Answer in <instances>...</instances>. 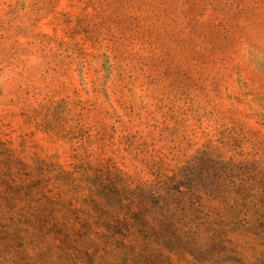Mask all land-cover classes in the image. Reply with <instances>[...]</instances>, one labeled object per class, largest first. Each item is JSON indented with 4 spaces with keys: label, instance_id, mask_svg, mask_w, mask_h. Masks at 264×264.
<instances>
[{
    "label": "rangeland",
    "instance_id": "374dc122",
    "mask_svg": "<svg viewBox=\"0 0 264 264\" xmlns=\"http://www.w3.org/2000/svg\"><path fill=\"white\" fill-rule=\"evenodd\" d=\"M0 264H264V0H0Z\"/></svg>",
    "mask_w": 264,
    "mask_h": 264
}]
</instances>
